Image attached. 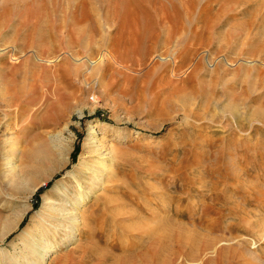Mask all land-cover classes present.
Returning <instances> with one entry per match:
<instances>
[{
    "label": "rangeland",
    "instance_id": "obj_1",
    "mask_svg": "<svg viewBox=\"0 0 264 264\" xmlns=\"http://www.w3.org/2000/svg\"><path fill=\"white\" fill-rule=\"evenodd\" d=\"M97 1L0 0V50L14 48L0 54V158L4 139L16 163L36 148L57 156L58 133L72 149L0 252L46 194L60 201L53 186L98 121L110 170L90 187L78 242L35 264H264V0ZM70 55L98 74H75ZM15 209L0 197V227Z\"/></svg>",
    "mask_w": 264,
    "mask_h": 264
},
{
    "label": "bare ground",
    "instance_id": "obj_2",
    "mask_svg": "<svg viewBox=\"0 0 264 264\" xmlns=\"http://www.w3.org/2000/svg\"><path fill=\"white\" fill-rule=\"evenodd\" d=\"M123 2L126 5L128 0H123ZM96 4L100 5V0L97 1ZM129 13L133 15L132 18L136 17L134 16L136 14L134 9L130 10ZM98 17L101 19L100 14H98L97 18ZM100 27L103 28L102 25H100ZM9 48L14 49L13 47L6 46L3 50H0V54H4V51ZM34 59L37 61L43 60L38 57L37 53H34ZM69 59L74 63L71 70L74 71L75 74L79 71L83 74V77L86 73H94L95 76L98 74L100 66L96 61L86 59V61L83 62L81 58L72 55H70ZM49 61L46 59V64L49 63ZM258 63L259 65L261 64V62L256 59L248 61L249 65H258ZM2 94V90L0 89V95L2 96ZM6 107L7 110L5 112L3 111L4 118L10 110V106L7 105ZM11 114L8 120L16 119L15 117H17L18 111L15 110ZM4 118L0 119V127L3 126L5 122ZM6 124L4 127L7 128ZM66 125L63 129H67L68 126L66 127ZM100 127H108V125L98 121H93V123L88 125V134L82 143L83 154L81 158L77 161L73 170L68 174L67 180L57 181L56 184H54L52 191L56 194V198L60 200L56 202V206L59 205V207L56 208L54 203L56 200L54 201L51 196L46 194L44 196L42 208L36 215L30 217L29 223L10 243V249H3V251L0 252L1 264L4 261H7V264H35L38 260L44 259L56 251L59 252L64 246L74 245L78 242L80 229L84 226L81 208L84 207L86 201L89 199L88 197L91 194L90 187L93 185L97 176L105 174L108 169L110 170V168L107 167L108 169L106 168L105 172H103L102 168L107 161L106 156L112 157L114 152L113 147L109 146L107 148V154L103 156L98 147L99 144H96V140L93 139V132ZM51 139H53L51 140L53 143L56 141L58 145H55V147H58L57 156L53 157L46 148H36L27 153V159L29 160L27 164H25V162L16 163L17 161H13L9 158V153L19 150L15 142L9 139L1 141L2 156L0 158V178L6 180L5 183L8 185L4 187L3 184L0 183V197H2L5 202H8V204L15 203L16 209L11 215L9 214L10 216L3 219L0 227V241H3L7 235L18 228L24 215L30 209L28 205L29 198L38 189L46 186L55 172L63 170L69 163L72 151L69 147L70 142H67L60 133L53 136ZM52 145L53 144H51V146ZM9 146L10 149H8V151L6 148ZM86 161H88V163H86ZM96 163L98 166H95ZM67 193L73 195V199L71 200H73L74 206L78 205L77 209L73 208V210H69L65 208L66 201H64L61 196L67 195ZM68 202L69 201H67V203ZM67 221L70 223L72 222L70 229L69 222ZM60 228H63L62 234L58 233L59 230H61ZM39 262L41 263V261ZM39 262L37 264H39Z\"/></svg>",
    "mask_w": 264,
    "mask_h": 264
}]
</instances>
